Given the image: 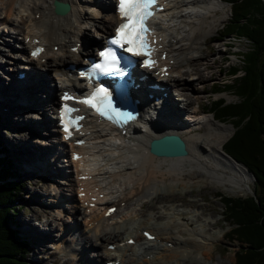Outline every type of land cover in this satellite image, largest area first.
<instances>
[{"label":"bare ground","instance_id":"bare-ground-1","mask_svg":"<svg viewBox=\"0 0 264 264\" xmlns=\"http://www.w3.org/2000/svg\"><path fill=\"white\" fill-rule=\"evenodd\" d=\"M62 1L71 4L70 13L64 16L55 14L52 0H0V39L9 48L8 51H1L10 57L6 63L11 64L1 65L0 60V69L4 71L3 68L10 66L5 69L9 71L6 77L12 84L11 87L3 86L0 80V99L16 98L18 102L15 107L9 106L11 109L5 114L9 118L6 122L10 123L15 115L12 121L19 124V111L41 98L32 96L33 90L41 89L35 80L40 81L38 83L41 87L51 90L44 98H48L44 103H47L49 112L54 107L56 109L60 97L56 96L55 79L61 83V90H73L76 85H82L83 80L72 74L73 71L68 67L82 62L92 54L93 48L85 47V40L89 43L94 39L95 45L105 44L104 41L114 32L113 28L119 21L111 0ZM224 5L226 3L223 0H172L155 23L157 31L163 37L164 51L170 56V62L174 61L169 63L171 67L168 78L162 77L161 71L156 77V82L164 90L151 91L158 96L154 103L144 91H133L134 96L142 100V118L147 119L146 122L130 125V136H121L115 129L91 118L85 129L87 145L78 148L86 154L83 170L77 161L71 159L72 153L69 160L65 159L68 147L74 146L72 143H64L58 126H50L47 130L51 120L42 125L45 116L41 117L39 124L42 128L46 126L45 131L41 132L47 134V138L38 144V152L35 148L33 150V146H29L31 143L19 145L18 141V146L12 147L14 155H17V149L27 153L30 151L34 160L33 169L36 171L46 169L47 175L57 172L62 180L53 182L51 194H56L55 199H46L55 212L49 223H52L54 231L58 223L55 226L53 224L57 221L61 222L59 228L72 220L75 223L68 226V231L61 235V239H56L52 254L59 252L64 256L71 255L83 264L86 259L81 255L83 251L89 247L98 251L93 243L96 239L100 241L98 246H103L96 255L88 256V259H93L91 261H96L97 264L110 260L128 264H209L206 257L211 254L215 242L224 237L223 232L221 234V231L211 229L213 223L205 215V206L200 205L202 212L193 207L178 210L175 201L193 187L205 183L218 189L224 187L230 193L245 191L244 186L249 183V171L235 159L227 157L223 151L224 141L231 127L218 123L213 115H205V108L201 111L200 102L195 106V102L189 103L191 99L194 100L193 94H189L192 92L189 82L195 85L197 77L194 74L199 69L193 67L210 56L209 54L204 58L202 48L207 38L211 39L210 42L214 40L213 30L217 29L220 22L225 21L226 17L222 18L223 15L218 14L220 10L225 14ZM88 24L97 29L98 37H89L86 29ZM8 27L10 29L7 30ZM34 37L40 38V42L46 46L41 59L29 58L25 54ZM11 40L16 42L14 46ZM78 45L80 46L74 50ZM55 47H58L57 52L54 51ZM1 51L0 58L4 56ZM19 52L22 55H18ZM25 68L30 69L25 81H32L30 88L16 78ZM139 72L148 73L145 70ZM41 76H44L43 80H40ZM183 79L184 82H180ZM199 79H203L201 73ZM168 91L172 93L170 105L166 97H161ZM198 99L200 98L197 97L196 100ZM181 102L184 105L180 107ZM42 107L46 113L44 105ZM21 114L24 115V112ZM10 125L26 132L24 127L19 126L21 124ZM172 133L181 135L186 141L189 151L186 156L159 158L149 153L148 144L152 139ZM59 152L61 155L63 153L60 160L64 162V168L57 167L58 171L54 167L49 170L45 164L41 168L40 164L35 163L38 159L45 162L44 156L50 159L52 157L51 160L57 159ZM85 174L93 177L91 180H80ZM83 186L86 187V195L79 197ZM90 192L94 194L90 195ZM102 194L105 198L100 197ZM155 195L156 198L172 199L166 200L168 203H161L159 213L147 211L146 215L139 211L141 206H134L135 202ZM96 196L95 208H91L90 204ZM61 197L68 199V208L62 206L59 199ZM112 205H116L118 210L107 219L105 214ZM76 218L83 220V224L79 226ZM215 221H219V218ZM49 226L43 231L37 232L35 228L32 231L35 235H42L50 240L58 234L48 231ZM218 226L220 227L219 224ZM143 230H152L156 238L148 241L141 235ZM128 239H134L135 244L129 245ZM110 244H115V249H109Z\"/></svg>","mask_w":264,"mask_h":264},{"label":"trees","instance_id":"trees-1","mask_svg":"<svg viewBox=\"0 0 264 264\" xmlns=\"http://www.w3.org/2000/svg\"><path fill=\"white\" fill-rule=\"evenodd\" d=\"M226 2L231 6V17L214 39L236 36L250 45L247 51H239L237 64L229 65L226 74L231 81L211 87L216 94L226 92L237 100L229 103L222 96L211 100L208 110L215 120L233 126L234 133L224 150L254 175L256 192L246 198L222 193L217 197L231 226L228 240L241 243L235 251L236 263L264 264V0ZM5 147L0 139V264H31V241L22 235L17 221L23 206H10L21 200L26 184L14 176Z\"/></svg>","mask_w":264,"mask_h":264},{"label":"rangeland","instance_id":"rangeland-1","mask_svg":"<svg viewBox=\"0 0 264 264\" xmlns=\"http://www.w3.org/2000/svg\"><path fill=\"white\" fill-rule=\"evenodd\" d=\"M225 6V14H223V12L220 10L218 11L219 15H223L222 18L225 21L220 22L217 25V29L213 30V34L212 38L216 35H220L219 33L221 32V30L225 27V25L228 23V19H230L231 17V6L229 3L226 2ZM1 16V15H0ZM210 22V21H209ZM10 29V27L7 28V30ZM87 32L89 37H98L99 34L97 33V29H95L92 24H88V28ZM100 29V28H99ZM4 38L8 37V36H3ZM211 39H208L204 42V48L203 49V56L204 58L210 54V56L203 61H200L196 66H194L193 68L198 67L199 69H196V73H192L194 74L197 79L195 81V85L191 82V89L192 92H189V94H193V99L190 100V104H192L193 102H195L193 104V106L198 105L200 102L201 105L200 109L202 111V108H205L204 111H206L205 115H212V113H210L207 109L211 106V100H213L214 98L218 99L221 98L222 96L226 98V102H234L237 100V97H235L232 94L229 93H222L221 95H216L213 94L212 91V86L214 85V83H219V84H223L224 82L227 81H231L230 77L227 73L229 65L230 64H237L238 61V53L239 51H247L248 47H249V42L247 40H245V38H237L236 36L233 37H227L224 38L222 40H218V39H214L212 42H210ZM94 39H91V41L88 43L87 42V46H91L94 45L95 43ZM225 42H228V44H231V46L227 47V45L225 44ZM16 42L12 40V44L14 46ZM97 43V42H96ZM206 44V45H205ZM210 45V46H209ZM8 51L9 48L6 46V44H4V41L2 39H0V51ZM1 51V52H3ZM3 57L0 58V60L2 61L1 65H5L6 62H8L7 60L10 58L5 52H3ZM18 55H22L20 54V52L18 53ZM0 61V62H1ZM6 65H11L10 63H6ZM209 66V68H207ZM10 67V66H9ZM9 67H5V68H9ZM1 70L0 69V80L3 83V86H7L8 82H9V78H7L6 76L8 75V70L7 69ZM7 71V72H6ZM53 72V70H52ZM41 75V72H39ZM200 73L203 76V79H199ZM54 74V72H53ZM199 74V75H198ZM190 75V74H189ZM13 76L15 77V73L13 74ZM19 76V75H17ZM16 76V78H17ZM204 77L206 79H204ZM189 78V77H188ZM187 78V79H188ZM44 76H41L40 80H43ZM57 79H55V86L57 84V90H56V96L58 97V89H59V85L60 83H58V81H56ZM185 79L181 80L180 82H184ZM34 82H37V85L41 88L39 89V91H35L33 90L32 96H37L40 99H37V101L32 102L30 107L27 108H22L19 111V115L17 116V119H21L19 120V124L13 123L14 121L13 118L10 120V123L12 125H19L24 127V129L26 130V132L23 131H19L16 130L14 127H12L10 125V123L6 120H8L9 118L4 114V116L2 115L1 119H0V139L2 140V142L7 146L9 153V156L12 159V164H14V169H21L22 173H24V169H25V165H27L28 167L31 165H34L33 163V159L31 158V152L29 151L24 152V150L22 151H18L14 155L12 153V150L15 145L18 146L17 142H19V145L22 144H30L29 146H33V150L36 149V151L38 152V148L40 146H38V144H40L41 142L45 141V139L47 138V134H44L41 131H45L46 126H44L43 128L41 127L42 125H44V123H47L48 120H51V123H49V126L47 128V130L50 129V126L55 127L56 124H54V121L56 119V113H55V107L52 109H50L51 111L49 112V108L47 107V103H44L45 100L44 99L46 97V95L51 91L49 89L43 88L41 87V85H39L38 82H40L39 80H35ZM27 84V87H31L32 86V82H25ZM205 87V88H203ZM200 88V89H198ZM56 89V88H55ZM198 89V90H196ZM4 91V90H2ZM38 92V93H37ZM185 93V92H182ZM188 93V92H186ZM172 94V93H171ZM199 97L200 99H198V101L196 100L197 97ZM0 102L6 105H0L3 108H6L8 112V110H10L11 108L9 106H17L18 102L17 99H12V100H7V98L4 99H0ZM178 102V101H177ZM45 108V112H43V106ZM184 103L181 102L180 103V107L183 106ZM6 106V107H5ZM42 107V108H41ZM57 107V106H56ZM1 108V107H0ZM207 108V109H206ZM179 109V108H178ZM24 112V115L21 114V112ZM203 113V112H202ZM33 115V116H32ZM36 115V117H35ZM45 116V121L42 123V125L40 126V121H42L41 117ZM53 117V118H52ZM16 119V120H17ZM53 119V120H52ZM218 123H220L219 121H217ZM224 125L226 126H230V132L229 135L227 136L226 140L224 141V145L226 143V141H228L231 136L234 133V129L233 126L228 124L227 122H222ZM221 123V124H222ZM52 124V125H51ZM48 125V124H47ZM52 129V128H51ZM40 132V133H39ZM201 132H204V129L201 130ZM17 134V135H16ZM54 138V136H53ZM28 147V146H26ZM35 148V149H34ZM14 151V150H13ZM35 152V151H32ZM36 152V153H37ZM40 154H43L40 152ZM68 159V157H66ZM62 161H57L54 163V168L57 169V167H59L58 165L61 164ZM36 164H40L41 168H43V165L45 164V162L43 161V159H38L36 162ZM47 165V164H45ZM28 169V168H26ZM50 170V168H49ZM58 170V169H57ZM223 171V170H222ZM228 173H230L228 171ZM249 173V183H247V186L245 188V191L243 192H226V190L224 189V187H221L218 189V187L209 185L207 183L203 184L202 186H198V187H193L190 192V190L186 193L183 194V196L179 197L176 199V205L178 206L177 209H184V208H190L193 207L194 209H198L199 212L201 211V206L203 205L205 206V209H207V212H205V215L208 217H210L209 220H212L211 222L213 223V226L211 227V229L213 228L214 230H219L224 234H227L230 230V226L227 224L225 217H224V206L222 201L220 200V198H218V194L219 193H223L224 195H226V197H239V198H244L247 197V195L252 194L254 192V188H255V178L252 175V173ZM58 173L57 172H52L50 175H42V172H38L35 170V172L30 173L29 175L25 176V180H26V188H24V194L21 198V200L19 202H17V206H24L22 210H19L17 217L19 218V222L21 224V232L23 233V235H25L26 237L28 236L31 240V250H30V257L29 259L32 260V264H80L77 259L73 258L71 255H67L64 256L63 254L60 253H54L52 254L54 251V243H55V239L54 237H56L57 235H55L52 239L48 240V238H44L42 237V235L37 236L33 233L32 229L35 231H43L45 229L46 226H49V230L51 231V233L54 231L52 229V223L49 221L52 220V217L54 216L55 212H54V208L53 206H51V204L46 201L47 198H52V200H54V195L55 193L51 194V191L54 189V185L53 182L56 181H60L62 182V180L60 178H58L56 181H54V178ZM48 176V177H47ZM24 178V177H23ZM36 185H35V184ZM250 184V185H249ZM181 189V188H180ZM47 191V192H46ZM201 194V195H200ZM151 198L153 200H151ZM151 198L147 199H143L141 202H135L134 206L140 207V212L145 213L147 211L151 212V213H159L160 212V207L161 203H164L166 200H172V199H166V198H160L155 196H152ZM63 199V198H62ZM166 201V203H168ZM55 202V201H53ZM196 203V204H195ZM145 205H146V209H145ZM197 205V206H196ZM133 206V207H134ZM127 212V210H126ZM210 212V213H209ZM125 214V213H124ZM66 213L63 214V216H65ZM147 215V214H146ZM77 218H79L77 216ZM76 218V220L79 223V226L83 224V220L79 221ZM219 218V221H215ZM72 223L75 222V220L71 221ZM47 223V224H45ZM58 223V226L56 228V230L54 231V233H57L58 236L62 235L63 233V228L66 226V224H64L62 227L59 228V225L61 224V222L57 221L56 223H54L53 225L55 226V224ZM68 224V223H67ZM218 224L220 225V227L218 226ZM33 225V226H31ZM84 226V225H83ZM82 226V227H83ZM37 228V229H36ZM31 229V230H29ZM60 229V230H58ZM36 232V233H37ZM59 232V233H58ZM57 236V237H58ZM93 243L96 245L95 248L98 249V251L102 248L99 247V240H93ZM45 244V246H44ZM99 245V246H98ZM41 246V247H40ZM44 246V247H42ZM240 248V243L238 241H233V242H228L227 239H225V237L220 238L219 240H217V242H215L214 244V248H212L211 254L209 256L206 257V260L209 262V264H219L220 262H224V264H235V251H238V249ZM96 250V249H95ZM92 247H89L87 250L82 252V257L86 258L84 259V263L83 264H97L96 261H91L93 259H88V256H94L98 253V251H95ZM50 252V254L48 253ZM52 256V257H50ZM51 262V263H50ZM100 264V263H98Z\"/></svg>","mask_w":264,"mask_h":264},{"label":"snow or ice","instance_id":"snow-or-ice-1","mask_svg":"<svg viewBox=\"0 0 264 264\" xmlns=\"http://www.w3.org/2000/svg\"><path fill=\"white\" fill-rule=\"evenodd\" d=\"M154 3L155 0H120L119 10L126 22L119 27L117 36L111 43L121 47L127 44L129 46L127 51L134 52L137 55H150L147 36L151 30L147 26V21L153 15L151 9ZM40 51H42V49ZM37 54L38 53H33V55ZM101 55L104 57L105 63L96 64L95 68L103 69L106 72H120V69L116 67V65L119 64V59L115 51L110 49L102 52ZM122 74L121 72V75ZM65 99H71V97H65ZM80 102L96 108L101 115H105L109 111L115 113L117 116L121 115L112 106L110 93L104 88H100L91 98ZM73 111H77V109L65 107L64 115L66 129L70 124L75 123V121H70L67 118L68 113ZM76 119L79 120L82 119V117H77Z\"/></svg>","mask_w":264,"mask_h":264},{"label":"water","instance_id":"water-1","mask_svg":"<svg viewBox=\"0 0 264 264\" xmlns=\"http://www.w3.org/2000/svg\"><path fill=\"white\" fill-rule=\"evenodd\" d=\"M56 14L63 15L70 11L69 5L60 4L55 0ZM151 154L159 157L179 158L188 154L185 141L177 135L167 134L162 139H153L151 143Z\"/></svg>","mask_w":264,"mask_h":264}]
</instances>
